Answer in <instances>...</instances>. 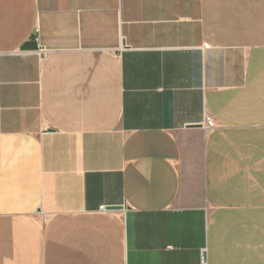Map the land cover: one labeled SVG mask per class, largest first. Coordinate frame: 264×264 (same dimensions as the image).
<instances>
[{
    "label": "crops",
    "instance_id": "crops-1",
    "mask_svg": "<svg viewBox=\"0 0 264 264\" xmlns=\"http://www.w3.org/2000/svg\"><path fill=\"white\" fill-rule=\"evenodd\" d=\"M0 264H264V0H0Z\"/></svg>",
    "mask_w": 264,
    "mask_h": 264
},
{
    "label": "built area",
    "instance_id": "built-area-1",
    "mask_svg": "<svg viewBox=\"0 0 264 264\" xmlns=\"http://www.w3.org/2000/svg\"><path fill=\"white\" fill-rule=\"evenodd\" d=\"M40 51L43 52L42 49H41ZM208 126H209V125H208ZM208 126H207V127H208ZM104 210H105L104 207H100V208H99V211H104ZM201 262H203V254H201Z\"/></svg>",
    "mask_w": 264,
    "mask_h": 264
}]
</instances>
